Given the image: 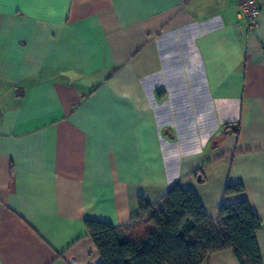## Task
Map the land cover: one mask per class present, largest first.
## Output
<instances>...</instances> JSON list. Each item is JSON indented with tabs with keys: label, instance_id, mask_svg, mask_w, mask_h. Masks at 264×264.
<instances>
[{
	"label": "crops",
	"instance_id": "crops-1",
	"mask_svg": "<svg viewBox=\"0 0 264 264\" xmlns=\"http://www.w3.org/2000/svg\"><path fill=\"white\" fill-rule=\"evenodd\" d=\"M260 8L250 30L238 0H0V264H102L86 221L178 183L214 222L247 202L264 264Z\"/></svg>",
	"mask_w": 264,
	"mask_h": 264
},
{
	"label": "trees",
	"instance_id": "trees-1",
	"mask_svg": "<svg viewBox=\"0 0 264 264\" xmlns=\"http://www.w3.org/2000/svg\"><path fill=\"white\" fill-rule=\"evenodd\" d=\"M243 191L228 185L225 196ZM261 226L247 202L223 203L212 221L197 193L180 183L160 205L140 199L138 213L125 226L86 221L102 264H208L223 251H231L240 264H263L257 243Z\"/></svg>",
	"mask_w": 264,
	"mask_h": 264
},
{
	"label": "built area",
	"instance_id": "built-area-1",
	"mask_svg": "<svg viewBox=\"0 0 264 264\" xmlns=\"http://www.w3.org/2000/svg\"><path fill=\"white\" fill-rule=\"evenodd\" d=\"M240 15L250 30H256L262 16L260 0H238Z\"/></svg>",
	"mask_w": 264,
	"mask_h": 264
},
{
	"label": "rangeland",
	"instance_id": "rangeland-1",
	"mask_svg": "<svg viewBox=\"0 0 264 264\" xmlns=\"http://www.w3.org/2000/svg\"><path fill=\"white\" fill-rule=\"evenodd\" d=\"M142 233L145 232V228L141 231Z\"/></svg>",
	"mask_w": 264,
	"mask_h": 264
}]
</instances>
